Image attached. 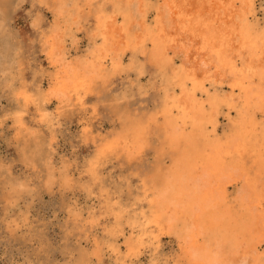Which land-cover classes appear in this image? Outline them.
<instances>
[{
	"label": "bare ground",
	"instance_id": "1",
	"mask_svg": "<svg viewBox=\"0 0 264 264\" xmlns=\"http://www.w3.org/2000/svg\"><path fill=\"white\" fill-rule=\"evenodd\" d=\"M4 1L0 0L2 9ZM38 2L55 16L49 34H44L45 56L54 70L45 102L54 98L61 103L59 110L78 100L82 107L83 98L97 94L99 86L125 71L127 54L128 67L139 60L155 68L159 77L156 110L141 116L117 112L120 128L108 136L97 127L98 138H92L100 156L128 161L142 160L153 136L160 140L153 149L155 164L139 179L140 196L130 208L111 206L107 212L115 220L110 234L122 239V244H108L116 264L140 261L147 247L156 256L164 234L177 243L175 264H264V1ZM91 21L90 47L73 58L67 36L74 48L79 44L74 32L65 30ZM38 23L36 18L33 25ZM7 28L0 16V91L12 93L22 104L12 117L27 130L24 115L35 100L24 85L14 88L12 69L19 62V44L17 33ZM39 110V120L53 125L56 116L48 107ZM221 113L228 120L222 132ZM90 120L84 121L83 133L94 128ZM91 171L97 179V168ZM90 210L85 219L90 227L102 224L105 213L101 210L96 216ZM130 212L134 215L126 217ZM91 243V255L101 261L100 241L93 236Z\"/></svg>",
	"mask_w": 264,
	"mask_h": 264
},
{
	"label": "rangeland",
	"instance_id": "2",
	"mask_svg": "<svg viewBox=\"0 0 264 264\" xmlns=\"http://www.w3.org/2000/svg\"><path fill=\"white\" fill-rule=\"evenodd\" d=\"M11 1L3 2L0 16L7 23V29L17 33L18 37L19 62L12 69L14 88L19 89L24 85L35 102L30 103L24 115L26 130L18 127L12 117L16 110L23 107L22 104L16 102L12 93L0 91V264H116L108 244H122V239L117 234L115 240L114 235L110 234L115 220L107 212L111 206L129 205L126 209L130 208L136 201L135 197L140 196L139 179L155 164L153 149L155 144H160V140L153 136L150 140L151 150L147 148L142 160H136L137 163L111 154L100 156L102 154L92 138H98L97 127L101 129V135L108 136L120 128L121 120L117 112L141 116L156 110L160 104L157 88L159 77L155 68L139 60L128 67L131 56L127 54L124 57L125 71L112 76L106 86H99L97 94L83 98L82 107L75 100V106L58 110L61 103L55 102L54 98L45 102L51 91L50 75L54 70L48 63L43 46L46 40L44 34H49L55 16L38 0ZM261 1L264 0H258ZM36 18L39 23L33 25ZM92 28L91 21L80 29L65 30L67 34L74 32L79 44L78 48H74L71 38L67 36V47L73 58L82 56L89 49ZM113 103L117 105L116 108ZM42 106H47L49 113L56 116L53 125L39 120ZM127 106L132 108L128 109ZM86 119H91L94 128L91 132L83 133ZM227 122L221 113V132ZM44 157L49 161H44ZM93 160H98L99 165H95ZM93 167L97 168L96 176L100 174L97 179L92 176ZM51 170H54L53 174ZM75 201L78 205L74 204ZM114 201L119 203L112 204ZM100 205L105 213L104 217H100L103 223L90 227L85 221L87 211L91 206H96L90 211L98 216ZM137 205L134 207L139 209ZM79 212L82 216L74 215ZM128 215L133 216L134 212L127 213L126 217ZM125 220L122 227L126 226ZM93 236L101 243V261L91 255ZM160 239L162 247L156 256L151 247H147L140 253V261L129 263L127 260V264H175L174 260L178 258L176 241L167 234Z\"/></svg>",
	"mask_w": 264,
	"mask_h": 264
}]
</instances>
